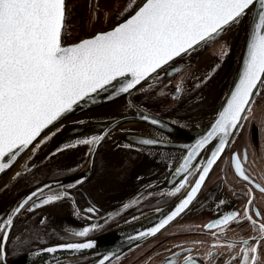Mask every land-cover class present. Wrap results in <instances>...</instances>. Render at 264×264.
Here are the masks:
<instances>
[{
  "label": "flooded vegetation",
  "instance_id": "flooded-vegetation-1",
  "mask_svg": "<svg viewBox=\"0 0 264 264\" xmlns=\"http://www.w3.org/2000/svg\"><path fill=\"white\" fill-rule=\"evenodd\" d=\"M134 2L139 4L141 0H67L68 21L63 41L76 40L66 36L75 27L94 29V32L112 27L132 13L129 6ZM234 27L233 39L228 45V48L231 45L230 50L227 55L226 52L223 54L222 59L209 55L207 51L216 38L209 45H202L200 49L197 47L161 70L158 75L166 80L162 84L143 85L133 93L132 100L144 110L176 122L199 120L203 112L213 116L219 106L213 109L210 105H220L226 96L241 53L243 35L240 24ZM186 69L190 70L189 77L181 85L176 86L168 80L171 77L177 79V74ZM139 100L147 105L142 106ZM192 103L197 105L198 112L177 116L183 104ZM242 125L190 208L160 234L109 264H241L242 241L248 240L249 245H254L261 235L258 225L264 223V192L260 191L264 188V86L254 99L251 111L246 113ZM124 130L150 132L148 128L138 125L125 127ZM54 137L50 133L36 145L0 189V219L6 218L33 191L51 183L55 185L56 182L68 181L91 167L90 174L77 182L45 187L29 202L26 209L49 195L67 193L63 199L33 208L32 211L22 210L14 218V227L6 245L8 261L38 248L90 239L150 213L183 195L198 174L195 168L192 169L193 175L188 176L186 187L175 195H169L175 192L180 183L167 189L163 187L166 183L160 180L149 182V179L163 170L168 172L175 160L173 155L152 159L139 148L122 143L118 132L107 136L98 146L77 144L66 147L78 140L75 139L47 154ZM85 148L88 154L83 162L74 169L66 167L68 160L63 154L68 157L67 151L80 153ZM92 149L96 151L94 157ZM234 156L240 159L249 180L245 181L237 174ZM204 157L196 164L197 167L202 165ZM120 158L123 161L116 164ZM160 161L163 165H160ZM249 199L252 200L251 204L248 203ZM221 201L224 203L221 204ZM88 208L95 211L88 212ZM246 208L257 225L243 218ZM230 212L239 214L238 223L232 222L222 232L219 228L206 227ZM94 225L96 227L88 236L74 235ZM229 244L235 247L229 248ZM257 255L258 264H264V241H261ZM99 257L101 255L76 257L54 264H93Z\"/></svg>",
  "mask_w": 264,
  "mask_h": 264
},
{
  "label": "snow or ice",
  "instance_id": "snow-or-ice-1",
  "mask_svg": "<svg viewBox=\"0 0 264 264\" xmlns=\"http://www.w3.org/2000/svg\"><path fill=\"white\" fill-rule=\"evenodd\" d=\"M129 9L132 14L111 30L64 45L67 0H0V173L10 168L26 149L32 151L57 121L82 102L91 100L94 94L107 91L109 86H113L116 94H130L176 58L209 45L225 29L241 24L245 18H250V25L251 18H255L238 83L211 130L184 156L176 175H186L175 192L169 195L186 187L188 176L193 175L191 170L195 168L198 176L194 184L169 215L137 237L144 238L154 236L189 207L234 130L243 126L242 121L246 119V112L251 111L254 95L260 94V86H264V0H141L139 4L134 2ZM142 119L152 125L159 124L148 116ZM55 134L52 132L53 136ZM107 135L105 131L104 134L78 139L66 147L77 144L98 146ZM217 138L219 142L204 164L194 165L193 161L201 151ZM139 143L154 145L158 141L142 139ZM233 162L237 174L245 181L249 180L240 159L234 156ZM43 191L44 188L33 191L6 218L0 219V264H5L6 245L14 218ZM260 191L264 192V188ZM65 196L66 192L49 195L26 210L32 211ZM248 203L251 204L252 200L249 199ZM86 211L94 212L95 209ZM238 216L237 212L227 213L206 227L219 228L222 232L232 222L238 223ZM243 218L257 225L247 208ZM95 227H85L74 235L86 237ZM258 228L261 235L254 245H249L248 240L242 241L241 264H258V248L264 241V223ZM59 247L79 251L94 247V243H68ZM228 247L235 245L229 244ZM43 251L56 253L58 248L48 247ZM107 259L104 257L99 264H104ZM188 259L190 261L191 257Z\"/></svg>",
  "mask_w": 264,
  "mask_h": 264
},
{
  "label": "water",
  "instance_id": "water-1",
  "mask_svg": "<svg viewBox=\"0 0 264 264\" xmlns=\"http://www.w3.org/2000/svg\"><path fill=\"white\" fill-rule=\"evenodd\" d=\"M128 16L119 20L116 24H114L108 29L96 31L93 34L86 35L73 42L65 43L62 37V43L64 45H71L81 39L89 38L98 32L111 30L115 25L123 22V20L128 18ZM249 19L250 18H245L240 24L241 34L243 35L241 53L234 69L235 71L231 80V85L227 91L226 96L219 105L218 109L214 112L213 116H209L207 112H203L199 115V120H194L191 122H176L168 118L152 114L138 106L132 100L133 93L138 90L141 86H137V88L132 90L130 94H116L113 86H109L107 91H101L97 94H94L91 100L82 102L80 105L75 107L73 112L67 114L65 117H62L60 121L56 122V125L52 127L50 132H48V135L53 131H56L57 128H59L60 130L58 132L56 131L55 137L46 153L50 154L56 149L62 147L64 144L75 139L88 138L93 135L104 134L105 131L108 132L107 136L112 133L118 132L119 140L122 143L139 148L144 154L148 155V157L152 159L159 158L161 155H173V159L175 158V160L170 164L171 169L168 172H165V170L158 172V174L153 175L152 178L149 179V182H157L158 180H160L166 183L163 187L167 189H171L178 186V184L183 181L184 175H186H176V170L179 168V165L183 163L184 156H186L187 152L192 148V146L196 143L198 139L206 135L207 132L211 130L212 124L218 118L220 111H222L223 108L226 106V101L229 98L231 91L234 90L235 84L238 83L239 74L242 72L243 69V59L246 56V43L250 39L251 31L256 22L255 18H251L250 25ZM179 58L180 57L176 58L174 61ZM174 61L170 62L164 68L169 66ZM155 75L156 74H153L147 81H149ZM146 82H142V86ZM261 87L262 86H260V88ZM257 96L258 95H254V99ZM143 116H148L150 117V119H156L157 121H159V124L152 125L150 121L142 119ZM136 125L148 128L150 132L140 130L122 131V129L125 127ZM238 129L234 130L233 136L229 138V143L227 144L225 150L236 135ZM142 139H156L158 143L154 145H143L139 143V140ZM218 142L219 141L217 138V140L207 145L206 148L201 151V154L196 158V160L193 161V164L196 165L205 155L204 160L202 162L203 165L206 159L210 156L211 150H214ZM30 152L31 151L26 149L25 152L21 153L17 157V160L13 163L10 168L5 170V172L0 173V189L6 184V182H8L10 177L14 174L16 169L20 166L22 161ZM95 154L96 151H94L93 157L95 156ZM219 159L213 165L208 176L206 177V180L214 169V167L216 166V164L218 163ZM160 165H163L162 161H160ZM90 171L91 167L87 168L86 170H83L77 176L70 178V180L65 182H56L55 185L63 183L70 184L73 182H77L89 176ZM197 176L198 174L196 175L195 179L197 178ZM195 179L183 195H181L176 200L165 206H162L150 213H146L137 218H134L90 239L80 242H68H93L94 247L92 248L82 249L79 251L66 250L60 248L59 246L68 243H60L38 248L36 250L25 253L11 261H8L6 259L5 264H54L56 262L71 258L85 256L88 257L94 255H101V257H99L93 264H99L100 260L104 259V257L109 258L104 261V264H109L116 258L124 255L128 251L157 236L162 231H164L165 228H167L180 216H182L197 199L205 185L206 180L204 181L201 189L198 191L196 198L183 213H181L178 217H176L172 222H170L167 226H165V228L161 229L154 236L137 238L139 236V233L146 232L150 228L154 227L160 220L164 219L167 215L170 214L172 210H174L175 206L179 204V202L185 198L188 191H190V188L194 184ZM51 185H54V183L48 184V186ZM48 247H57L58 251L56 253H48L46 251H43Z\"/></svg>",
  "mask_w": 264,
  "mask_h": 264
},
{
  "label": "rangeland",
  "instance_id": "rangeland-1",
  "mask_svg": "<svg viewBox=\"0 0 264 264\" xmlns=\"http://www.w3.org/2000/svg\"><path fill=\"white\" fill-rule=\"evenodd\" d=\"M235 25H233V26H231V27H229V28H227V29H225V31L218 37V39L214 42V43H212L211 45H209L207 48V51H208V53H209V55H215L216 56V58L218 57V59H222L224 56H223V54L225 53V52H229V50H230V47H231V45L229 46V48H228V45L229 44H231V41H232V39H233V34H234V29H235V27H234ZM95 30L94 29H86V27H75V28H72V29H70V31H69V33H67V37L69 38V39H76V40H78L79 38H81V37H84V35H86V34H88V33H93ZM75 40V41H76ZM199 49L201 48V46L200 47H198ZM189 69H186V70H184L183 72H180L179 74H177V79H174V78H169L168 80H171V83H173V84H176V86H179V85H181V83L184 81V80H186L188 77H189ZM235 71V70H234ZM188 72V75H186L185 76V74ZM233 74H234V72L232 73V77H233ZM181 76V77H180ZM183 79V80H182ZM166 80V78L165 77H159V75H155V76H153L149 81H147L145 84H144V86L145 85H147V84H157V83H160V84H162L164 81ZM176 80V81H175ZM232 80V78L230 79V82H232L231 81ZM229 82V86H228V89H229V87H230V85H231V83ZM202 102H205L204 100H201ZM219 105H218V103H215V104H212V105H210V108H213V109H215V108H217ZM168 109V108H167ZM196 112H198V110H197V105H194L193 103L192 104H190V105H185V104H183V106L181 107V109L179 110V112L178 113H176L177 114V116H184V115H186V114H193V113H196ZM48 136V135H47ZM45 138V137H44ZM42 141V140H41ZM40 141V142H41ZM38 145V144H37ZM87 148H85L82 152H80V153H76L75 151H73V150H70V151H67L66 153H67V155H68V157L67 156H65V154H63L64 155V157L68 160V163H67V166L66 167H68V168H70V169H74L76 166H78V165H80L82 162H83V160H84V158L87 156V154H88V152H87ZM120 161L122 162L123 161V159L122 158H120L119 160H117L115 163L116 164H119L120 163Z\"/></svg>",
  "mask_w": 264,
  "mask_h": 264
},
{
  "label": "trees",
  "instance_id": "trees-1",
  "mask_svg": "<svg viewBox=\"0 0 264 264\" xmlns=\"http://www.w3.org/2000/svg\"><path fill=\"white\" fill-rule=\"evenodd\" d=\"M152 99H154V98H152ZM153 101H155V100H153ZM139 103H140L142 106L147 105V104L145 103V101H142V100H139Z\"/></svg>",
  "mask_w": 264,
  "mask_h": 264
}]
</instances>
